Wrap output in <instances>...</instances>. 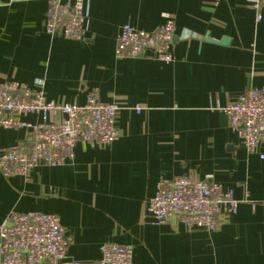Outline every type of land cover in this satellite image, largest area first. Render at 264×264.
<instances>
[{"label":"crops","instance_id":"obj_1","mask_svg":"<svg viewBox=\"0 0 264 264\" xmlns=\"http://www.w3.org/2000/svg\"><path fill=\"white\" fill-rule=\"evenodd\" d=\"M86 1L85 40L73 41L45 33L47 0H0V83L78 107L95 90L119 107L113 143H78L66 165L27 179L0 173V225L10 213L54 215L70 239L66 259L79 264H100L104 243L131 246L132 264H264V141L249 153L224 113L246 90L264 89V9L257 22L249 0ZM167 20L171 63L115 57L124 26L151 32ZM27 137L0 128V149ZM184 176L238 202L213 233L178 217L156 225L147 213L157 183Z\"/></svg>","mask_w":264,"mask_h":264},{"label":"built area","instance_id":"obj_2","mask_svg":"<svg viewBox=\"0 0 264 264\" xmlns=\"http://www.w3.org/2000/svg\"><path fill=\"white\" fill-rule=\"evenodd\" d=\"M35 1V0H23ZM256 21L261 20L264 0H249ZM88 21L86 0H47L44 31L49 36L61 35L73 41H84ZM174 21L167 20L151 32L126 25L117 36L115 57L132 60L145 57L161 63L173 61ZM183 39L194 35H182ZM137 114L141 113L138 107ZM119 107L97 99L96 91L88 92L81 107L46 101L41 89L31 90L16 82L0 83V128L25 130L27 144L0 149V173L9 179H27L39 167H60L73 156L78 143L105 146L119 138L115 128ZM224 113L230 128L237 132L245 149L253 153L264 141V89L250 88ZM36 115L40 121L31 124L21 120ZM62 116L59 121L52 116ZM264 158V157H261ZM238 202L230 191L210 180L189 177L161 179L147 201L146 211L156 225L173 217L187 227L213 233L221 214L234 215ZM70 239L59 219L39 212L10 213L0 225V264H79L66 259ZM100 264H132L131 246L104 243L100 247Z\"/></svg>","mask_w":264,"mask_h":264}]
</instances>
